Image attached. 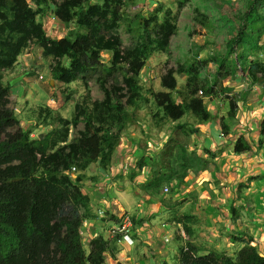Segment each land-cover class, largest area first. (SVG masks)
Returning <instances> with one entry per match:
<instances>
[{
    "label": "rangeland",
    "instance_id": "obj_1",
    "mask_svg": "<svg viewBox=\"0 0 264 264\" xmlns=\"http://www.w3.org/2000/svg\"><path fill=\"white\" fill-rule=\"evenodd\" d=\"M249 1L123 0L121 20L114 32L119 35L123 49L139 40L142 16L157 13L161 21L169 12L176 24V33L167 49L154 50L139 73L138 83L146 99L138 106L126 102L128 91L123 77L128 74L127 65L120 63L116 70L107 73V67L111 65L109 51L101 53L103 64L97 70L71 83H63L52 76L57 61L67 64V60L44 56L35 40L27 44L11 68L0 70V81L10 87L9 107L18 118L19 126L30 132L31 139L43 140L50 146L60 132L66 130L64 122L70 121L67 143L78 144L85 117L92 118L94 126L101 129V136L106 137L102 142L105 150L83 171L79 170L82 161L76 162L71 168V178L81 174L82 191L87 194L90 191L114 192L116 198L113 201L117 202L119 214L128 210L134 217L135 228L138 224L149 226V221L154 218L152 223L162 229L161 241L169 239L170 235L173 237L166 243L171 248L167 258L170 264L178 261L179 248L186 243H192L198 254L224 251L235 259L236 248H227L224 241L229 237L228 232L220 233L215 239L209 229L216 221H211L208 201L216 194L214 190L221 193V189L226 188L216 177L228 180L237 172L229 165L235 158L240 156L241 161L247 160L253 165L252 170L264 164V74L257 73V79L252 82L238 63L233 73L230 67L236 60V53L227 55V42L236 34L237 19L245 14ZM90 3H101V0H91ZM258 12L264 15V2L258 5ZM37 20L51 38H74L84 32L75 21H60L54 14L52 2L38 14ZM255 26L260 32L259 49L242 46L236 49L237 53L245 52L247 56L245 68L250 58L264 66V22ZM190 64L197 69L191 81L186 73L179 71L180 67ZM170 70L176 80L174 90L162 85L163 77ZM18 77L21 79L11 86L9 82ZM209 86H213L217 93L206 95ZM225 86L232 88L237 101L238 107L232 113L226 95L218 93ZM104 89L110 93L112 103L121 106L116 117H109L95 105V102L104 100ZM193 90L203 97L211 114L207 121L191 112H186L179 120H172L157 106L153 97L157 92H170L175 102H181L186 101ZM245 94L246 99L242 100ZM75 119L76 124L73 123ZM239 136H243L252 148L242 154H233L231 151ZM139 159L144 166L135 169ZM225 164H228L227 170L222 168ZM84 180H88L87 186ZM149 195L162 203L163 211L144 215L146 208L151 211L156 205L150 201ZM140 203L145 208L142 209L144 217H139L142 215L139 213ZM89 214L94 217L90 206ZM100 214L110 236L114 215L109 211L97 213ZM218 215L225 218L223 213ZM109 221H113L112 224ZM82 226L80 234L88 253L93 239L81 233ZM109 238L108 246L113 251L117 250V245L120 252L128 246L117 238ZM115 263L114 252H106L103 264Z\"/></svg>",
    "mask_w": 264,
    "mask_h": 264
},
{
    "label": "trees",
    "instance_id": "obj_2",
    "mask_svg": "<svg viewBox=\"0 0 264 264\" xmlns=\"http://www.w3.org/2000/svg\"><path fill=\"white\" fill-rule=\"evenodd\" d=\"M90 1L0 0V70L11 68L27 44L35 40L44 56L67 60V64L57 61L52 76L63 83H71L97 70L103 64L101 53L109 51L111 65L107 67V73L116 70L120 63L127 65L128 74L123 77L128 91L126 102L138 106L146 99L138 83L139 73L154 50L167 49L176 33V24L169 12L161 21L157 13L142 16L139 40L123 49L119 35L114 33L121 20L123 0ZM49 2L54 4V14L60 21H75L84 32L74 38L47 36L37 16ZM262 2L264 0L249 1L245 14L237 19L236 34L227 42V55L236 53L230 70L234 73L239 65L252 82L257 79V73L264 74V66L250 58L245 68L247 56L245 52L237 53L236 49L240 46L259 49L260 32L255 25L264 22V15L258 12ZM179 71L186 73L191 81L197 69L190 64L180 67ZM162 85L169 90L176 88L171 70L163 77ZM9 89V85L0 81V264H103L109 249L108 240L97 236L91 240L88 253L83 247L80 228L84 220L93 215L89 214L90 198L82 191L81 174L72 179L70 172L76 162L82 161L80 171L96 162L105 150L102 142L106 137L101 136V129L94 126L92 118L86 116L78 144L67 143L70 121L64 122L66 130L60 132L50 146L43 140L31 139L30 132L19 126L18 118L9 107ZM231 89L225 86L218 92L226 95L230 113L238 107ZM205 93L212 95L217 91L209 86ZM104 94V100L95 105L111 118L118 116L121 106L112 103L106 89ZM153 97L157 106L172 120H179L186 112L204 121L211 118L203 97L198 96L196 90L181 102H175L170 92H157ZM76 122L75 119L73 123ZM251 148L247 140L239 136L233 152L242 154ZM108 153L111 155L112 150ZM143 166L139 159L135 169ZM80 209H83L82 213ZM113 217L115 221L119 220ZM252 241L249 239L236 252L235 259L224 251L198 254L192 243H186L179 248L178 261L173 264H264V255ZM115 264L122 263L117 261ZM159 264L170 263L161 261Z\"/></svg>",
    "mask_w": 264,
    "mask_h": 264
},
{
    "label": "crops",
    "instance_id": "obj_3",
    "mask_svg": "<svg viewBox=\"0 0 264 264\" xmlns=\"http://www.w3.org/2000/svg\"><path fill=\"white\" fill-rule=\"evenodd\" d=\"M231 152L233 153V151ZM240 159L239 156L238 159L235 158L229 164L237 172L233 173L228 180L222 176L216 177V179H221V184L226 185V188L223 187L221 193H219L220 190H214L216 194L208 201L210 203L208 207L211 210V214L209 215L212 216L211 221H216L212 223L209 229L213 232L215 239L219 237L220 233L228 232L229 237H225L224 240L226 241L227 248H236L235 250L238 251L249 239H252V244L264 255V164H259L257 170H252V164L248 163L244 158V161ZM227 165L225 164L222 168L227 170ZM251 176H254L255 179L250 180ZM87 182L88 180H84L85 186H87ZM113 193L112 191L100 193L90 191L88 193L94 217L86 219L83 223V231L81 233H85L86 237L94 239L97 235H103L104 239H110L106 229V222L102 219L101 214L100 216L97 215L98 212L109 211L116 217L123 213H130L125 209V212L119 214L120 212L116 206L117 202L113 201V198H116ZM149 196L151 197L150 201L152 203L155 202L156 205L151 211H148L146 208L144 215L147 214L149 216V214H158L163 211L164 207L162 203L158 202L153 195ZM139 206L141 210L139 213L142 214L139 217H144L142 212V209H145L143 208V203H140ZM218 213H223L225 218H220ZM153 219L149 221V226L143 227L140 224L135 228V244L133 246H127L121 252L119 251V245H117V250L114 251L109 246L107 252H114L115 262L133 264V261L135 264H158L163 260H168L171 248L166 243L170 241H161L162 229L152 223ZM112 222L109 221V224H112ZM219 227H224V229H220ZM169 239H173L172 235L169 236Z\"/></svg>",
    "mask_w": 264,
    "mask_h": 264
},
{
    "label": "built area",
    "instance_id": "obj_4",
    "mask_svg": "<svg viewBox=\"0 0 264 264\" xmlns=\"http://www.w3.org/2000/svg\"><path fill=\"white\" fill-rule=\"evenodd\" d=\"M118 221L114 222V227L111 229L110 237L117 238L119 242L125 243L128 246L135 244V224L134 217L129 213L120 215ZM165 242L169 241L165 238Z\"/></svg>",
    "mask_w": 264,
    "mask_h": 264
},
{
    "label": "water",
    "instance_id": "obj_5",
    "mask_svg": "<svg viewBox=\"0 0 264 264\" xmlns=\"http://www.w3.org/2000/svg\"><path fill=\"white\" fill-rule=\"evenodd\" d=\"M21 79V77L15 78L12 81L9 82V84L12 86L14 85L17 81H19Z\"/></svg>",
    "mask_w": 264,
    "mask_h": 264
}]
</instances>
